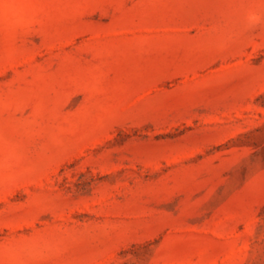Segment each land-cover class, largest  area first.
<instances>
[{
    "label": "rangeland",
    "instance_id": "rangeland-1",
    "mask_svg": "<svg viewBox=\"0 0 264 264\" xmlns=\"http://www.w3.org/2000/svg\"><path fill=\"white\" fill-rule=\"evenodd\" d=\"M0 264H264V0H0Z\"/></svg>",
    "mask_w": 264,
    "mask_h": 264
}]
</instances>
